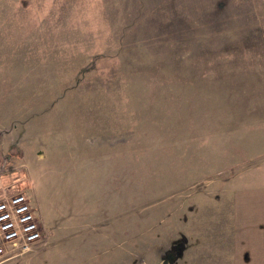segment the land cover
Segmentation results:
<instances>
[{
  "label": "rangeland",
  "instance_id": "obj_1",
  "mask_svg": "<svg viewBox=\"0 0 264 264\" xmlns=\"http://www.w3.org/2000/svg\"><path fill=\"white\" fill-rule=\"evenodd\" d=\"M14 193L0 264H264V0H0Z\"/></svg>",
  "mask_w": 264,
  "mask_h": 264
},
{
  "label": "built area",
  "instance_id": "obj_2",
  "mask_svg": "<svg viewBox=\"0 0 264 264\" xmlns=\"http://www.w3.org/2000/svg\"><path fill=\"white\" fill-rule=\"evenodd\" d=\"M43 239L41 221L23 193L0 199V261L25 252Z\"/></svg>",
  "mask_w": 264,
  "mask_h": 264
},
{
  "label": "water",
  "instance_id": "obj_3",
  "mask_svg": "<svg viewBox=\"0 0 264 264\" xmlns=\"http://www.w3.org/2000/svg\"><path fill=\"white\" fill-rule=\"evenodd\" d=\"M166 263H167V259H164L161 264H166Z\"/></svg>",
  "mask_w": 264,
  "mask_h": 264
},
{
  "label": "crops",
  "instance_id": "obj_4",
  "mask_svg": "<svg viewBox=\"0 0 264 264\" xmlns=\"http://www.w3.org/2000/svg\"><path fill=\"white\" fill-rule=\"evenodd\" d=\"M27 254V253H26ZM23 256V255H22ZM7 260H9V259H7ZM7 260H4V261H7ZM4 261H1V262H4Z\"/></svg>",
  "mask_w": 264,
  "mask_h": 264
},
{
  "label": "clouds",
  "instance_id": "obj_5",
  "mask_svg": "<svg viewBox=\"0 0 264 264\" xmlns=\"http://www.w3.org/2000/svg\"><path fill=\"white\" fill-rule=\"evenodd\" d=\"M208 141H205L204 143L206 144Z\"/></svg>",
  "mask_w": 264,
  "mask_h": 264
}]
</instances>
